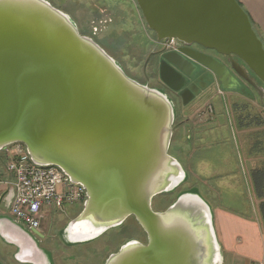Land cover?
I'll list each match as a JSON object with an SVG mask.
<instances>
[{
  "label": "water",
  "instance_id": "water-1",
  "mask_svg": "<svg viewBox=\"0 0 264 264\" xmlns=\"http://www.w3.org/2000/svg\"><path fill=\"white\" fill-rule=\"evenodd\" d=\"M159 43L176 40L241 60L264 85V45L237 0H136ZM186 54L221 82L216 59ZM240 77L246 74L234 63ZM162 82L180 92L186 69L168 58ZM255 88L264 105V88ZM176 121L168 95L130 78L75 22L46 0H0V154L22 144L32 162L60 169L87 193L82 214L64 231L89 243L134 218L148 243L130 241L106 264H222L212 212L195 192H180L164 212L153 202L188 180L169 155ZM101 231L72 240L79 223ZM17 244L19 264H51L32 233ZM1 264V263H0Z\"/></svg>",
  "mask_w": 264,
  "mask_h": 264
},
{
  "label": "rangeland",
  "instance_id": "rangeland-1",
  "mask_svg": "<svg viewBox=\"0 0 264 264\" xmlns=\"http://www.w3.org/2000/svg\"><path fill=\"white\" fill-rule=\"evenodd\" d=\"M46 1L68 15L77 25L81 35L99 44L130 78L150 88L163 90L158 76L152 77L149 72L148 81L144 74L143 68L149 54L154 50L156 35L148 28L136 0ZM192 84L195 83H190L185 90L176 95L165 92L173 102L176 114L169 155L177 158L182 149L180 145L186 146L185 148L189 145L186 140L182 142L179 135V123L185 120L194 129V145L196 135L201 138L208 134L207 148L210 150L203 156L208 157L210 166L217 168L221 165L222 168L224 159V168L234 170L238 166H245L248 183L252 188L251 194L249 184L246 185L248 201L257 210L260 209V204L264 200H259L256 194L253 176L257 174L264 176V105L261 99L256 95L229 93V89L220 88L213 77L212 84L208 87H199L195 90ZM218 152L221 155H217ZM186 173L188 181L182 186V191L179 189L173 195H163L154 200L155 212L165 211L175 201L180 191H188L191 188L198 189L203 197L205 195L212 197L223 207L236 208V205L229 201L231 190H228V180L224 178V174L218 173L214 178L206 179L197 170L192 174L186 170ZM239 189L242 193L245 192L244 186ZM83 211L84 206H67L65 213L53 212L50 217L44 219L42 228L48 226L53 219L59 220L63 223L62 228H66ZM146 239L142 228L134 218H131L121 229L107 233L101 240L87 247L72 249L68 254H78L81 257L80 261H84L81 264H104L106 258L126 242ZM16 253L14 247L6 246L0 240L1 264H19L14 259ZM93 255L94 257L97 255L98 259L93 261L86 259L87 256Z\"/></svg>",
  "mask_w": 264,
  "mask_h": 264
},
{
  "label": "crops",
  "instance_id": "crops-1",
  "mask_svg": "<svg viewBox=\"0 0 264 264\" xmlns=\"http://www.w3.org/2000/svg\"><path fill=\"white\" fill-rule=\"evenodd\" d=\"M237 1L247 12L255 29L264 37V0ZM228 92L234 93L231 90ZM183 117L185 116L183 115ZM179 127V135L182 142L186 140L189 142V145L187 148H185L186 146L180 145L182 149L180 150L179 157H177L178 159H175L183 164L182 167L185 172L187 170L192 174L194 170H197L206 179L214 178L218 173V175L224 174V178L228 180V190H231L229 201L230 203H234L233 205H236L234 209L223 207L220 202L213 200L212 197H208L207 195L203 197L196 188L183 191L199 194L209 205L212 212V224L216 241L215 246L220 252L219 256L222 264H264V220L261 216L260 209L258 208L257 210L248 201L246 185L249 184V180L245 166H238L234 170H230L228 167L224 168L225 159L223 160L222 168H220L221 165L217 168L210 166L208 157L203 156L209 153L210 150L207 148L209 147V144H207L208 134L206 137L201 138H198L200 136L196 135L197 140L194 145V129L191 128V125L187 124L184 120L180 122ZM198 129L200 130L199 126ZM187 150L189 153L191 150V153L189 154ZM217 155H221V153L218 152ZM12 182L13 177L7 170L6 161L0 157V188L4 193L8 189H12L6 183L11 184ZM235 184L238 186H235ZM241 186L245 188V192L243 193L239 189ZM248 187L250 188V184ZM250 189L252 194V188ZM10 200L6 196L0 202V240L6 246L14 247L18 251L16 245L25 239L21 228H26L11 216L8 205ZM27 243L32 244L28 237Z\"/></svg>",
  "mask_w": 264,
  "mask_h": 264
},
{
  "label": "built area",
  "instance_id": "built-area-1",
  "mask_svg": "<svg viewBox=\"0 0 264 264\" xmlns=\"http://www.w3.org/2000/svg\"><path fill=\"white\" fill-rule=\"evenodd\" d=\"M170 51H176L178 41L162 42ZM0 157L6 161L13 182L6 183L12 189L6 193L0 188V202L7 196L11 216L28 231H39L44 219L53 212L65 213L67 206H84L86 190L56 167L34 164L22 144L4 149ZM4 184V183H2Z\"/></svg>",
  "mask_w": 264,
  "mask_h": 264
},
{
  "label": "flooded vegetation",
  "instance_id": "flooded-vegetation-1",
  "mask_svg": "<svg viewBox=\"0 0 264 264\" xmlns=\"http://www.w3.org/2000/svg\"><path fill=\"white\" fill-rule=\"evenodd\" d=\"M186 50L194 51V52L204 54L206 56L216 59L217 61H219L222 65H224L227 68L230 75L225 78L226 80L224 82H221V80H219L218 77L214 73L202 67L194 59L189 57L186 54ZM168 58L180 63L186 69V71L190 75H192L191 78L187 79L186 86L180 92H174L171 88L165 85L161 80V76H160L161 66L167 63ZM234 63H237L239 67L244 71L248 81L240 77V75L235 70H233ZM143 69H144V74L148 81L150 77L149 72L151 73L152 77L158 76L160 79L161 85L164 87L163 90L161 89L160 91L164 93L167 92L168 94H171V95H176V94L181 93L183 90H185L189 86L190 83H193V82L195 83V84H192L195 90H197L199 87L200 88L208 87L209 84L210 85L212 84V77L214 78V81H216L217 85L220 88L229 89V91L231 90L233 92H237L244 96L248 94V95H256L257 97H259L255 88L252 86V84H254L256 87H259V88H262L264 86L255 77V75L246 67V65L236 57L221 56L215 51L206 50L198 45L186 47L182 45L181 43H178V48L176 51H170L163 45V43H159L157 41V37L154 42V50L153 52L149 54ZM124 225L122 227H124ZM62 226H63V223H61L59 220L53 219L50 221L48 226H44L43 228H41V230L36 231L41 235V237L32 233L33 235L32 243L36 245L37 247H39L42 252H45V254H48V259L51 264H81L82 262H84L83 260L80 261L81 257H79L78 254H68L70 250L87 247L101 240L107 233L122 228L120 227L118 229L111 230L93 242L77 244V243H71L66 238V236H64L65 227L62 228ZM130 241H138L144 245H147L148 243V239H146L145 241L144 240H130ZM128 242H126L125 244H127ZM119 250L111 253L106 258L104 264H106L107 260L109 259L111 255L118 253ZM87 258L92 259L93 261V260H97L98 256L97 255L96 257H94V255L93 257L87 256L86 259Z\"/></svg>",
  "mask_w": 264,
  "mask_h": 264
},
{
  "label": "bare ground",
  "instance_id": "bare-ground-1",
  "mask_svg": "<svg viewBox=\"0 0 264 264\" xmlns=\"http://www.w3.org/2000/svg\"><path fill=\"white\" fill-rule=\"evenodd\" d=\"M101 231V227L91 224L90 222H83L73 226L70 232L72 240H86L95 236Z\"/></svg>",
  "mask_w": 264,
  "mask_h": 264
},
{
  "label": "trees",
  "instance_id": "trees-1",
  "mask_svg": "<svg viewBox=\"0 0 264 264\" xmlns=\"http://www.w3.org/2000/svg\"><path fill=\"white\" fill-rule=\"evenodd\" d=\"M240 4V3H239ZM241 5V4H240ZM242 7V6H241ZM243 8V7H242ZM247 13V12H246ZM251 21V20H250ZM252 23V22H251ZM253 25V23H252ZM254 30L256 31L258 38L262 41L263 45H264V37L261 35L260 32H258L255 27L253 26ZM254 187L256 190V194L259 198V200H264V176L263 174H257L254 175ZM173 195V194H172ZM176 200V199H175ZM260 213L261 216L264 220V201L260 204Z\"/></svg>",
  "mask_w": 264,
  "mask_h": 264
}]
</instances>
